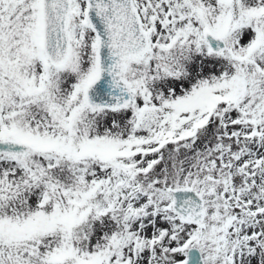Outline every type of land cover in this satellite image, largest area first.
I'll return each instance as SVG.
<instances>
[{"label":"snow or ice","instance_id":"obj_1","mask_svg":"<svg viewBox=\"0 0 264 264\" xmlns=\"http://www.w3.org/2000/svg\"><path fill=\"white\" fill-rule=\"evenodd\" d=\"M0 264H264V0H0Z\"/></svg>","mask_w":264,"mask_h":264}]
</instances>
